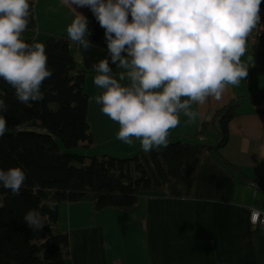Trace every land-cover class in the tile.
Masks as SVG:
<instances>
[{
	"label": "clouds",
	"instance_id": "clouds-1",
	"mask_svg": "<svg viewBox=\"0 0 264 264\" xmlns=\"http://www.w3.org/2000/svg\"><path fill=\"white\" fill-rule=\"evenodd\" d=\"M76 10L87 7L105 30L107 59L93 65L100 111L118 122L116 139L145 153L169 146L181 116L192 123L198 109L224 104L247 80L253 63L250 44L264 34L262 0H61ZM77 11V10H76ZM33 9L29 0H0V79L24 105L44 99L51 78L46 46L27 43ZM69 40L88 51L89 21L79 13L66 29ZM251 38V40H250ZM243 58V59H242ZM111 65L121 69L113 72ZM127 81V83H124ZM9 108L0 98V138ZM27 179L22 167L0 168V188L19 195ZM55 205H49L54 212ZM263 212V211H262ZM25 223L39 232L48 214L31 209Z\"/></svg>",
	"mask_w": 264,
	"mask_h": 264
},
{
	"label": "trees",
	"instance_id": "trees-1",
	"mask_svg": "<svg viewBox=\"0 0 264 264\" xmlns=\"http://www.w3.org/2000/svg\"><path fill=\"white\" fill-rule=\"evenodd\" d=\"M87 19L88 39L94 44L90 50L64 37L47 39V66L53 75L43 82V100L21 104L15 89L0 79V98L9 105L3 113L8 131L0 138V168L19 166L27 174L19 195L0 188V264H65L70 259L69 233L58 224L61 204L90 203L96 212L132 210L143 196L164 195L167 185L182 186L206 154L239 184L264 193L263 182L247 177L224 156L229 125L243 105L262 103L264 91L254 99L238 94L202 124L200 132L186 140L170 139L166 149H142L132 158L84 155L81 151L89 150L93 141L86 78L95 73L94 64L109 58L105 30L94 15ZM111 66L117 73L116 65ZM210 138L213 145L205 143ZM31 209L48 214L39 232L23 219Z\"/></svg>",
	"mask_w": 264,
	"mask_h": 264
},
{
	"label": "crops",
	"instance_id": "crops-1",
	"mask_svg": "<svg viewBox=\"0 0 264 264\" xmlns=\"http://www.w3.org/2000/svg\"><path fill=\"white\" fill-rule=\"evenodd\" d=\"M29 2L33 12L22 34L24 41L45 45L49 37L69 40L66 29L75 17L79 13L93 16L89 8L76 11L61 0ZM247 55L254 62L249 64L247 80L241 82L243 87L234 88L220 107L198 109L192 123L181 116L171 139L186 140L200 132L202 124L238 94L254 99L264 91V85L259 87L264 76V41L251 43ZM76 59L80 61L78 55ZM95 75L89 74L85 82L93 141L89 150L81 152L131 158L142 150L140 140L127 145L116 139L118 122L102 114V105L95 103V96L103 91L94 85ZM249 90L256 92L253 97L246 96ZM229 133L225 158L247 177L264 183V101L243 105ZM252 210L264 212V193L239 184L206 154L198 171L182 186L167 185L164 195L143 196L132 210L96 212L90 203L61 204L58 224L69 233L70 259L65 264H264V228L251 224Z\"/></svg>",
	"mask_w": 264,
	"mask_h": 264
},
{
	"label": "built area",
	"instance_id": "built-area-1",
	"mask_svg": "<svg viewBox=\"0 0 264 264\" xmlns=\"http://www.w3.org/2000/svg\"><path fill=\"white\" fill-rule=\"evenodd\" d=\"M261 15L262 17H264V0H262ZM263 41H264V34H262L260 37H257L255 43L252 44H257ZM250 222L253 226H259L264 228V212L258 210H252L250 214Z\"/></svg>",
	"mask_w": 264,
	"mask_h": 264
},
{
	"label": "rangeland",
	"instance_id": "rangeland-1",
	"mask_svg": "<svg viewBox=\"0 0 264 264\" xmlns=\"http://www.w3.org/2000/svg\"><path fill=\"white\" fill-rule=\"evenodd\" d=\"M262 85H264V76H262L261 77V82H260V86L259 87H262ZM240 87H243L242 85H240ZM256 87V86H255ZM258 87V86H257ZM264 87V86H263ZM251 87H249L248 89H250ZM252 89H254V88H252ZM257 91V90H256ZM255 93L256 92H253V90H249L248 92H247V94H246V96H248V97H253L254 95H255ZM212 137L213 138H215L216 137V133H212ZM213 138H210L209 140H207L205 143L206 144H208V145H213V142H214V140H213ZM77 152H79V151H76V153ZM78 154H80V153H78ZM132 154V153H131ZM131 154H129V156L131 155ZM126 156H128V154L126 155ZM132 157H134V156H131V158Z\"/></svg>",
	"mask_w": 264,
	"mask_h": 264
}]
</instances>
